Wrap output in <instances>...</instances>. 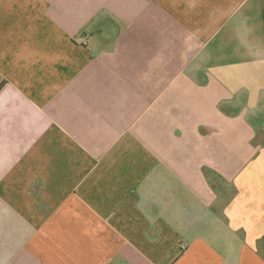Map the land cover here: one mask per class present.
Wrapping results in <instances>:
<instances>
[{
  "label": "crops",
  "instance_id": "crops-1",
  "mask_svg": "<svg viewBox=\"0 0 264 264\" xmlns=\"http://www.w3.org/2000/svg\"><path fill=\"white\" fill-rule=\"evenodd\" d=\"M0 264H264V0H0Z\"/></svg>",
  "mask_w": 264,
  "mask_h": 264
}]
</instances>
